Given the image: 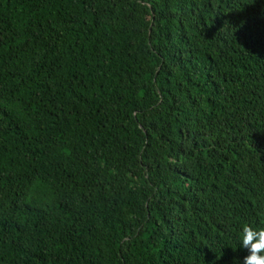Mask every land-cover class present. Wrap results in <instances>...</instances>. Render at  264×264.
Returning a JSON list of instances; mask_svg holds the SVG:
<instances>
[{
	"label": "trees",
	"instance_id": "1",
	"mask_svg": "<svg viewBox=\"0 0 264 264\" xmlns=\"http://www.w3.org/2000/svg\"><path fill=\"white\" fill-rule=\"evenodd\" d=\"M264 226V0H0V264H243Z\"/></svg>",
	"mask_w": 264,
	"mask_h": 264
},
{
	"label": "clouds",
	"instance_id": "2",
	"mask_svg": "<svg viewBox=\"0 0 264 264\" xmlns=\"http://www.w3.org/2000/svg\"><path fill=\"white\" fill-rule=\"evenodd\" d=\"M238 244L240 248L247 250L243 264H264V226L253 227L250 224H243Z\"/></svg>",
	"mask_w": 264,
	"mask_h": 264
}]
</instances>
